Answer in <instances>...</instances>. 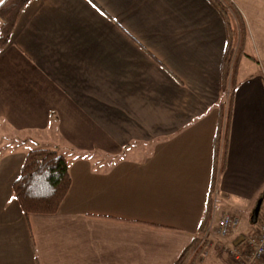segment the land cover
Wrapping results in <instances>:
<instances>
[{
  "label": "crops",
  "instance_id": "crops-1",
  "mask_svg": "<svg viewBox=\"0 0 264 264\" xmlns=\"http://www.w3.org/2000/svg\"><path fill=\"white\" fill-rule=\"evenodd\" d=\"M232 1L248 26V64L236 77L221 173L227 37L208 0L26 7L0 51L1 138L33 114L35 126L94 158L69 164L57 214H25L12 185L26 155L0 143V264H175L197 236L216 175L202 264H231L223 245L234 237L221 238L218 222L230 212L237 237L253 234L264 190V0Z\"/></svg>",
  "mask_w": 264,
  "mask_h": 264
},
{
  "label": "trees",
  "instance_id": "trees-1",
  "mask_svg": "<svg viewBox=\"0 0 264 264\" xmlns=\"http://www.w3.org/2000/svg\"><path fill=\"white\" fill-rule=\"evenodd\" d=\"M33 0H3L0 3V51L10 43L18 22L26 7ZM219 12L226 29L227 44L221 65V89L226 98V127L225 143L219 173L224 169L227 136L230 120L232 117V98L237 86V74L241 56L245 55V47L248 42L249 32L246 20L232 0H208ZM254 61H257L251 56ZM224 108V107H223ZM222 130L220 131V134ZM219 136L216 149V163L219 165L220 156ZM218 174V172H217ZM217 175L213 178V195L209 199L197 236L179 255L175 264H196L204 252L207 242L205 237L210 226L214 209V191ZM72 184L70 165L67 158L54 149H36L29 151L20 169L19 177L12 185L13 197L19 203L25 214L54 215L65 200ZM263 199L258 222L263 218L264 190L258 197L257 202ZM204 239V241H203Z\"/></svg>",
  "mask_w": 264,
  "mask_h": 264
},
{
  "label": "rangeland",
  "instance_id": "rangeland-1",
  "mask_svg": "<svg viewBox=\"0 0 264 264\" xmlns=\"http://www.w3.org/2000/svg\"><path fill=\"white\" fill-rule=\"evenodd\" d=\"M246 64H248L247 58L245 57V55H242L239 67L240 65L245 66ZM224 100L225 103L228 102L229 97H224ZM20 115L23 116V114ZM25 116L26 121L22 122L21 124L17 122V125H20L19 127L15 128L16 125L12 124L11 122V124H9L10 128L8 127V130H3L5 132L4 138H1L2 130L0 129V143H2L5 138H8L7 140L9 141V144L12 145L11 149L13 150V154L17 156H25L29 151L36 149H54L57 150L59 153L63 154L69 161L70 165H73L79 158H94V156L91 157L92 155L89 152H74L77 150L76 146H68L64 144V140H61V137H58L59 130L50 128L44 129L35 126V124L30 121V119L33 118V114H25ZM5 126L7 127V124ZM127 148L128 149L125 151V153L129 149H132L134 147ZM140 149L142 153L145 152L143 151L144 149H142L141 147ZM243 230L247 231L245 230V228H243Z\"/></svg>",
  "mask_w": 264,
  "mask_h": 264
},
{
  "label": "built area",
  "instance_id": "built-area-1",
  "mask_svg": "<svg viewBox=\"0 0 264 264\" xmlns=\"http://www.w3.org/2000/svg\"><path fill=\"white\" fill-rule=\"evenodd\" d=\"M240 223L239 218L232 213L223 214L218 222L219 236L223 239L230 237L236 239L235 232ZM243 238V241L237 246L223 245V251L229 255L231 264H264V221L258 225L253 234ZM205 256L206 254H202L196 264H202V258Z\"/></svg>",
  "mask_w": 264,
  "mask_h": 264
},
{
  "label": "water",
  "instance_id": "water-1",
  "mask_svg": "<svg viewBox=\"0 0 264 264\" xmlns=\"http://www.w3.org/2000/svg\"><path fill=\"white\" fill-rule=\"evenodd\" d=\"M262 203H263V199H260L257 204H256V207L252 213V216H251V222L253 224H256L258 222V217H259V214H260V211H261V207H262ZM243 237H240L236 242H235V245H239L242 241H243Z\"/></svg>",
  "mask_w": 264,
  "mask_h": 264
}]
</instances>
